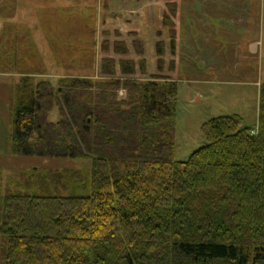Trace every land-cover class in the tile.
<instances>
[{
    "label": "trees",
    "instance_id": "trees-1",
    "mask_svg": "<svg viewBox=\"0 0 264 264\" xmlns=\"http://www.w3.org/2000/svg\"><path fill=\"white\" fill-rule=\"evenodd\" d=\"M9 30L0 72L18 74L11 154L91 166L17 170L6 182L0 166L5 264H264V84L257 130L238 115L212 118L205 144L177 161L176 80L128 77L133 60L119 61L117 77L113 59L102 62L109 77L41 78L36 45ZM156 49L162 56L165 43Z\"/></svg>",
    "mask_w": 264,
    "mask_h": 264
},
{
    "label": "rangeland",
    "instance_id": "rangeland-1",
    "mask_svg": "<svg viewBox=\"0 0 264 264\" xmlns=\"http://www.w3.org/2000/svg\"><path fill=\"white\" fill-rule=\"evenodd\" d=\"M78 2L80 4L72 3L67 6L59 1L57 7L41 10L40 15L38 14L42 20L49 19L52 23L50 28H46L47 22L40 27L45 28L47 34L55 36L56 40L52 47L35 44L38 32L35 26L37 15L34 16L27 11L24 16L31 21L29 29L18 27L21 30V43L30 42L36 45L35 52L39 57L36 58L37 62L47 70L45 75L40 76L41 78L52 77L50 79L56 80L61 77L58 75L64 74L88 75L93 78L109 77L103 74V63L97 58V54L102 53L104 42L103 37L100 38L101 32L96 29L95 19L99 13L81 1ZM190 2L193 8L188 10L190 18L188 26L179 22L174 27L175 22H171L170 29H161V23L158 22L155 31L147 32L150 36L157 34V41L152 37L143 38L146 45L145 50L142 45L140 54L143 56L132 54L123 56L134 60L137 65L136 73L128 77L146 80L151 75H162L178 82L174 152L177 161H187L205 144L202 125L212 118L238 115L246 127L257 130L260 89L264 84L263 15L254 16L255 19L258 17L257 24L252 20L245 24L247 29H240L237 23L229 22L227 9L221 7L217 8L218 13L197 15L195 0ZM201 16L205 19L204 22L199 21ZM172 31L175 34V51L171 46ZM8 32L12 38L10 30ZM9 36L0 50L8 51ZM158 41L165 43V54L162 56H158L156 52ZM252 45L256 50H252ZM131 48L132 52L136 50L132 45ZM116 57L114 58L117 60ZM143 59L146 66L141 69L138 63ZM159 59L164 61L163 68H158ZM115 62L117 64L115 76L120 77L119 62ZM14 79L13 75L0 77V166L4 171L2 176L5 182L8 176L17 170L38 167L89 168L91 166L89 160L45 159L11 154L10 90ZM125 96L126 92L120 91V97ZM50 119L53 121L58 119V108L51 113ZM4 256L5 250L0 239V264H5Z\"/></svg>",
    "mask_w": 264,
    "mask_h": 264
},
{
    "label": "crops",
    "instance_id": "crops-1",
    "mask_svg": "<svg viewBox=\"0 0 264 264\" xmlns=\"http://www.w3.org/2000/svg\"><path fill=\"white\" fill-rule=\"evenodd\" d=\"M59 1L64 2L67 6L72 3L80 4L78 1H81L87 7H92L95 11H98L99 14L95 19L96 29L101 32L100 38L103 37L102 40L104 41L101 48L102 53L97 54V58L101 62L105 59H113L118 62L120 60H132L123 57L127 54L139 57L141 54L136 52V50L132 52L131 45L134 46V41L140 42L144 50L146 45L143 38L152 37L157 41V34L150 36V33L147 34V32L155 31L158 22L161 23V29H170L169 24L171 22H175L174 27L179 22L188 26L190 19L188 10L192 7L190 0H0V8L5 7L3 11L0 10V36H4L7 40L8 31L13 27L29 29L31 21H28L24 15L27 11H30L34 16L37 15L35 26L38 32L35 44L37 46L50 45L52 47L56 40L55 36L47 34L44 31L45 28H40L44 22H47L46 28H50L52 23L49 19L42 20L38 14L40 15L41 10L57 7L56 5H58ZM195 2L194 6L197 15H203L204 13L215 14L218 13L217 11L221 7L227 9L229 22L232 24L237 23L240 29H247L245 24L252 20H254V24H257L258 17L255 19V15H263L264 20V0H195ZM166 16L171 17L166 18ZM203 20L205 19L201 16L199 21ZM9 37L11 38V36ZM106 41L109 43L107 48H105ZM117 42L125 43L121 46L126 45L127 54H123V47L120 50L116 49ZM251 48L256 50L253 45ZM83 60L85 61V59ZM12 75L16 76L18 74L0 72L1 78ZM58 76L93 77L88 75L72 76L69 74Z\"/></svg>",
    "mask_w": 264,
    "mask_h": 264
}]
</instances>
